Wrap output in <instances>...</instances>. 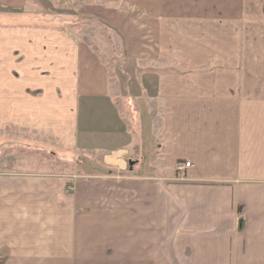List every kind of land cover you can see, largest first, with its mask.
Returning <instances> with one entry per match:
<instances>
[{
	"label": "crops",
	"instance_id": "crops-1",
	"mask_svg": "<svg viewBox=\"0 0 264 264\" xmlns=\"http://www.w3.org/2000/svg\"><path fill=\"white\" fill-rule=\"evenodd\" d=\"M43 1L164 71L122 106ZM3 129L64 172L0 176V264H264V0H0Z\"/></svg>",
	"mask_w": 264,
	"mask_h": 264
},
{
	"label": "rangeland",
	"instance_id": "rangeland-1",
	"mask_svg": "<svg viewBox=\"0 0 264 264\" xmlns=\"http://www.w3.org/2000/svg\"><path fill=\"white\" fill-rule=\"evenodd\" d=\"M40 6L46 13L49 26L76 34L79 40L97 52L110 71L114 94L122 106L124 103L128 105L138 94H143L144 87L149 85L147 78L164 71L155 70L150 65L135 64L127 57L121 33L114 32L98 19L79 15L74 6L59 9L51 1H43ZM4 132L5 129L0 130V135ZM2 146L0 145V176L22 172H64L63 169L56 168L51 155H27L20 149H6Z\"/></svg>",
	"mask_w": 264,
	"mask_h": 264
},
{
	"label": "built area",
	"instance_id": "built-area-1",
	"mask_svg": "<svg viewBox=\"0 0 264 264\" xmlns=\"http://www.w3.org/2000/svg\"><path fill=\"white\" fill-rule=\"evenodd\" d=\"M191 167H192V165H191L190 163H187V164H185V165H179V167H178V171L183 172V171H185L186 169H189V168H191Z\"/></svg>",
	"mask_w": 264,
	"mask_h": 264
}]
</instances>
